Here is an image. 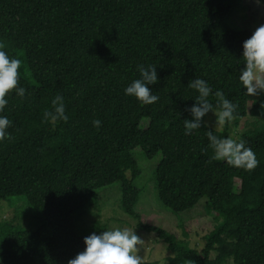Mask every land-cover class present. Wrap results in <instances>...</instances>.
<instances>
[{
	"label": "trees",
	"instance_id": "trees-1",
	"mask_svg": "<svg viewBox=\"0 0 264 264\" xmlns=\"http://www.w3.org/2000/svg\"><path fill=\"white\" fill-rule=\"evenodd\" d=\"M241 1L0 0V49L20 56L32 80L19 75L24 97L9 94L0 112L12 122L10 139L0 142V199L23 197L42 215L36 230L3 237L2 264H67L87 236L75 233V213L115 182L122 211L165 245L168 264H264V127L234 138L255 153L250 171L213 159L206 133L231 137L229 122L215 130L207 123L215 114L206 113L193 134L183 130V120H191L186 108L198 95L188 87L195 78L209 84L214 112L219 92L236 105L233 120L257 118L248 114L238 81L241 43L253 31L227 22ZM137 65L156 72L148 86L158 97L152 104L124 94L139 78ZM56 95L68 119L52 126L42 113ZM261 102L264 95L250 110L264 108ZM135 148L147 158L161 155L153 178L164 208L178 214L206 199L214 226L200 252L135 211L141 194L133 184L140 175Z\"/></svg>",
	"mask_w": 264,
	"mask_h": 264
},
{
	"label": "rangeland",
	"instance_id": "rangeland-1",
	"mask_svg": "<svg viewBox=\"0 0 264 264\" xmlns=\"http://www.w3.org/2000/svg\"><path fill=\"white\" fill-rule=\"evenodd\" d=\"M227 22L235 30L254 31L259 25L264 24V6L257 5L254 0H242L233 7ZM18 58L20 59V56ZM18 72L25 81L32 83L31 76L22 60ZM259 96L248 97L249 105ZM249 105L248 114L255 115L257 118L252 116L238 122L235 120L229 122L228 129L231 138L237 137L242 132L259 131L264 127V108L254 111L250 110ZM211 113L215 114L216 112H209L208 115ZM234 122H237L235 126ZM207 123L215 130H220L224 126H217L215 118L209 119ZM146 125L147 120H142L141 126L145 128ZM132 156L140 168V175L133 181V184L141 189L135 211L141 215L145 223L166 230L178 241H184L200 252L204 245V236L214 226L215 215L205 213L206 199H201L192 209L182 213L175 214L169 211L158 203L155 194L153 172L161 155L158 153L152 158H147L140 148H135L132 151ZM236 184L238 185V182ZM120 197L121 190L118 182L98 189L95 199L84 207L82 213H75V233L84 236L94 232L96 228L111 230L128 227L141 238L136 246V255L139 256L140 262L168 264L167 257L170 256V252L165 245L157 239L156 235L137 228L135 219L122 211ZM41 222L42 215L32 209L25 198L0 199V242L5 235L16 231H34ZM0 264L2 263L0 262Z\"/></svg>",
	"mask_w": 264,
	"mask_h": 264
},
{
	"label": "clouds",
	"instance_id": "clouds-1",
	"mask_svg": "<svg viewBox=\"0 0 264 264\" xmlns=\"http://www.w3.org/2000/svg\"><path fill=\"white\" fill-rule=\"evenodd\" d=\"M257 5L264 0H254ZM241 58L243 67L239 69L238 81L242 86L244 95L257 97L264 95V24L259 25L251 35L241 43ZM21 60L9 58L8 54L0 49V112L8 103L7 96L15 93V96L24 97L25 88L18 85ZM139 78L134 79L124 88V94L132 96L141 104H152L158 97L152 94L149 85L157 82L156 72L152 65L144 67L137 65ZM188 87L194 89L198 95L195 102L186 108L191 120H183L184 135L194 133L201 127V118L206 113L213 111V105L208 97L211 93L209 84L200 78L188 82ZM218 111L215 113L217 126H223L234 118L236 105L229 99L216 92ZM51 108L42 113V121H47L55 126L58 121L66 122L64 98L54 96ZM264 105V102H261ZM11 120L6 115H0V142L10 139L7 129L11 126ZM92 126L99 128L101 121L92 120ZM209 147L213 151V159L222 161L229 166L252 170L257 166V159L253 150L246 146L242 139L231 137L218 138L210 131L206 133ZM133 229L128 227L113 228L99 232L89 233L83 238V250L78 252L67 264H139V256L136 255L137 245L140 242Z\"/></svg>",
	"mask_w": 264,
	"mask_h": 264
}]
</instances>
